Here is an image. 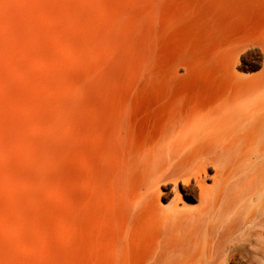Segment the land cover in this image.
Listing matches in <instances>:
<instances>
[{
  "label": "rangeland",
  "instance_id": "obj_1",
  "mask_svg": "<svg viewBox=\"0 0 264 264\" xmlns=\"http://www.w3.org/2000/svg\"><path fill=\"white\" fill-rule=\"evenodd\" d=\"M263 47L264 0H0V264H107L119 145L186 100L179 82L263 76ZM88 198L99 221L80 242ZM233 244L222 264H264L258 222Z\"/></svg>",
  "mask_w": 264,
  "mask_h": 264
},
{
  "label": "bare ground",
  "instance_id": "obj_2",
  "mask_svg": "<svg viewBox=\"0 0 264 264\" xmlns=\"http://www.w3.org/2000/svg\"><path fill=\"white\" fill-rule=\"evenodd\" d=\"M179 83L186 100L119 145L107 188V264H222L242 228L264 227V74L243 76L230 64L222 77ZM147 86L136 82L127 107ZM187 187L195 206L182 201ZM76 215L82 242L99 221L90 198ZM223 240L232 244L223 249Z\"/></svg>",
  "mask_w": 264,
  "mask_h": 264
}]
</instances>
